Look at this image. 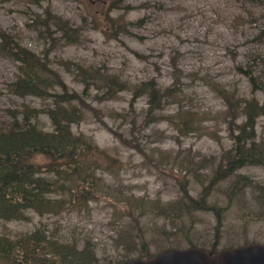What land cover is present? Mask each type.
<instances>
[{"label": "rangeland", "instance_id": "374dc122", "mask_svg": "<svg viewBox=\"0 0 264 264\" xmlns=\"http://www.w3.org/2000/svg\"><path fill=\"white\" fill-rule=\"evenodd\" d=\"M46 8L68 19L79 35L69 40L52 26L53 43L34 29L33 19ZM0 26L24 46L46 53L69 88L89 104L73 130L103 149L91 157L105 194L57 214L30 211L24 220L0 219V233L16 237L41 227L62 241L89 243L96 264L137 257L145 247L154 254L190 242L209 248L217 241L218 249L264 242V217L256 216L264 210L258 187L249 186L233 200L229 194L238 174L264 190V164L242 166L212 187L210 202L223 212L218 238L213 211L183 218L157 211L180 196L182 181L198 196L234 144L229 125L235 122H228L220 93L238 102L254 91L264 97V0H0ZM90 69L115 74L126 88L103 99L98 83L80 81L81 71ZM18 72V63L0 53V125L13 113L33 109L40 126L50 129L48 99L11 91ZM147 81L172 91H165L162 107L145 121L148 96L132 101V94ZM181 105L191 110L196 127H180L173 119ZM256 130L264 140V117Z\"/></svg>", "mask_w": 264, "mask_h": 264}, {"label": "trees", "instance_id": "16d2710c", "mask_svg": "<svg viewBox=\"0 0 264 264\" xmlns=\"http://www.w3.org/2000/svg\"><path fill=\"white\" fill-rule=\"evenodd\" d=\"M52 26L69 40L79 35L68 19L54 14L49 8L33 19L32 27L54 43ZM0 53L18 62L17 77L9 84L14 93L34 95L51 102L45 109L51 122L50 129L40 126L39 112L33 109L13 113L10 122L0 125V219L23 220L29 217L30 211L59 213L66 206H80L97 197L98 193H104L96 171L97 161L91 157L99 148L91 138L75 133L72 128L83 119L89 104L79 92L67 86L61 74L49 64L46 53L32 51L1 27ZM255 71L249 75L252 80ZM80 75L86 84L98 83L104 89L103 98L114 97L124 88V81L115 74L90 69L82 70ZM138 90L150 95L149 114L163 101L165 90L156 81L144 82ZM224 97L232 120L235 122L243 116L236 126L237 132L232 130V149L218 163L210 183L199 196L190 195L188 185L182 181L181 196L173 202L158 205L157 210L161 215L174 214L179 218L191 216L197 210H213L217 216L215 238L220 233L222 208L219 210L209 201L212 187L239 167L264 164V140L257 139L256 131L258 118L264 117V97L252 96L243 103L229 94ZM249 186L258 187L257 197L264 194L263 187L240 174L231 182L229 194L236 197ZM259 215L264 217V212ZM142 244L146 245L144 241ZM144 251L149 253L146 248ZM97 259L88 243L78 246L62 241L41 227L13 238L0 234V264H95Z\"/></svg>", "mask_w": 264, "mask_h": 264}, {"label": "water", "instance_id": "95a60500", "mask_svg": "<svg viewBox=\"0 0 264 264\" xmlns=\"http://www.w3.org/2000/svg\"><path fill=\"white\" fill-rule=\"evenodd\" d=\"M118 264H264V244H250L218 254L207 248H168L154 258H132Z\"/></svg>", "mask_w": 264, "mask_h": 264}]
</instances>
